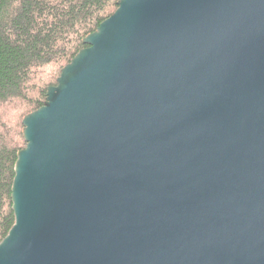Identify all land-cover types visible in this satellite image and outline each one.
Returning <instances> with one entry per match:
<instances>
[{"label":"water","instance_id":"95a60500","mask_svg":"<svg viewBox=\"0 0 264 264\" xmlns=\"http://www.w3.org/2000/svg\"><path fill=\"white\" fill-rule=\"evenodd\" d=\"M23 118L0 264H264V0H119Z\"/></svg>","mask_w":264,"mask_h":264},{"label":"trees","instance_id":"16d2710c","mask_svg":"<svg viewBox=\"0 0 264 264\" xmlns=\"http://www.w3.org/2000/svg\"><path fill=\"white\" fill-rule=\"evenodd\" d=\"M119 0H0V242L15 223L12 186L23 118L40 108L83 39Z\"/></svg>","mask_w":264,"mask_h":264}]
</instances>
